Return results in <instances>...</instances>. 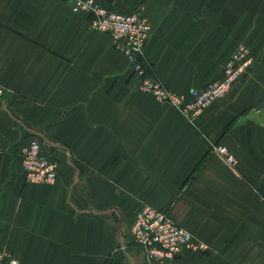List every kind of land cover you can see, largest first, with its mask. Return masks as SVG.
<instances>
[{
	"label": "crops",
	"instance_id": "1",
	"mask_svg": "<svg viewBox=\"0 0 264 264\" xmlns=\"http://www.w3.org/2000/svg\"><path fill=\"white\" fill-rule=\"evenodd\" d=\"M97 1L150 20L145 63L173 92L219 80L240 45L264 68V0ZM74 2L0 0V253L19 264H264V78L188 118L140 93L127 57ZM33 138L58 159L51 184L25 181L19 151ZM146 207L204 249L150 259L130 234Z\"/></svg>",
	"mask_w": 264,
	"mask_h": 264
},
{
	"label": "built area",
	"instance_id": "2",
	"mask_svg": "<svg viewBox=\"0 0 264 264\" xmlns=\"http://www.w3.org/2000/svg\"><path fill=\"white\" fill-rule=\"evenodd\" d=\"M73 9L89 13L92 29L106 33L111 38L113 47L127 57L132 73L142 79L141 93L152 94L191 119L200 115L213 102L225 97L237 79L254 62L251 50L247 46H241L226 64L222 79L209 82L185 94L174 93L157 77L146 74L143 60L153 27L142 13H117L102 7L97 0H75ZM3 92L0 87V96ZM212 151L218 154L226 165L233 167L236 164L235 156L225 145H215ZM19 152L26 182L51 184L56 180L59 171L58 159L43 152L39 139H31ZM1 189L0 183V193ZM130 234L133 242L143 247L150 259L161 263L173 260L187 249L193 252L204 249V245L196 243L188 230L173 221L166 213L151 207H146L138 213L132 223ZM0 264L19 263L11 256L0 253Z\"/></svg>",
	"mask_w": 264,
	"mask_h": 264
},
{
	"label": "rangeland",
	"instance_id": "3",
	"mask_svg": "<svg viewBox=\"0 0 264 264\" xmlns=\"http://www.w3.org/2000/svg\"><path fill=\"white\" fill-rule=\"evenodd\" d=\"M149 45V44H148ZM241 46H245V45H240L239 47H241ZM238 47V48H239ZM237 48V49H238ZM249 48V47H248ZM250 49V48H249ZM146 50H147V47H146V49H145V53H146ZM252 53V52H251ZM253 56V55H252ZM253 59H254V57H253ZM144 69H145V71H146V74L147 75H153V76H155V77H157L155 74H154V69H153V66H151V65H147L146 63H145V58H144ZM257 63V62H256ZM148 67H147V66ZM225 69H226V66L224 67V69H223V72H222V75H221V79L223 78V76H224V74H225ZM258 69V70H257ZM134 76H136V75H134ZM136 77H138V76H136ZM139 78V80H140V85H141V81H142V79L140 78V77H138ZM158 78V77H157ZM219 78V79H220ZM264 78V68H257V65L255 66V60H254V62H253V64L247 69V71L246 72H244L243 73V75H241L240 76V78L239 79H237V81L234 83V85H233V88L231 89V91L232 90H234V89H236L238 86H239V84H245L246 82H248L249 81V79H263ZM158 80L161 82V83H163L162 81H161V79H159L158 78ZM216 80V79H215ZM164 84V83H163ZM140 85H139V91H140ZM238 85V86H237ZM165 86V85H164ZM237 86V87H236ZM166 87V86H165ZM201 87V86H200ZM167 88V87H166ZM199 88V87H198ZM198 88H194V89H198ZM168 89V88H167ZM193 88L191 89V90H194ZM171 91V90H170ZM230 91V92H231ZM173 92V91H172ZM141 93V92H140ZM174 93H176V92H174ZM141 94H143V95H150V96H153L152 94H145V93H141ZM179 94V93H178ZM154 98H156L155 96H153ZM224 98V97H223ZM157 99V98H156ZM222 99V98H221ZM158 100V99H157ZM159 102H161L160 100H158ZM161 103H164V104H169V103H166V102H161ZM171 105V104H170ZM174 107V106H173ZM222 145H224V144H222ZM226 146V145H225ZM227 147V146H226ZM230 150V149H229ZM172 219V218H171ZM173 220V219H172ZM174 221V220H173Z\"/></svg>",
	"mask_w": 264,
	"mask_h": 264
}]
</instances>
